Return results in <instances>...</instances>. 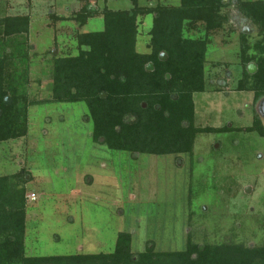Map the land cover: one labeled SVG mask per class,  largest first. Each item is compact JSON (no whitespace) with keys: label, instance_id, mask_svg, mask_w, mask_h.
I'll list each match as a JSON object with an SVG mask.
<instances>
[{"label":"rangeland","instance_id":"374dc122","mask_svg":"<svg viewBox=\"0 0 264 264\" xmlns=\"http://www.w3.org/2000/svg\"><path fill=\"white\" fill-rule=\"evenodd\" d=\"M137 2L180 5V0ZM82 8L123 11L132 3L0 0V19L29 18L26 92L43 102L28 108L24 138L0 143V176L20 172L26 179V256L108 254L121 232L131 235L135 254L151 246L155 252L183 251L188 238L196 245L264 247V135L251 127L245 105L250 96L236 91L242 70L238 25L225 21L211 36L204 89L192 95L195 127L211 132L196 137L191 156L131 155L108 150L103 139L93 142L84 104L46 103L52 55L75 56L77 33L104 29L101 14L78 27L71 18ZM221 11L238 17L236 4ZM50 15L62 20L54 22ZM152 25L153 15L138 18V53H148ZM16 65L20 70V62ZM221 79L225 86L217 85Z\"/></svg>","mask_w":264,"mask_h":264},{"label":"trees","instance_id":"16d2710c","mask_svg":"<svg viewBox=\"0 0 264 264\" xmlns=\"http://www.w3.org/2000/svg\"><path fill=\"white\" fill-rule=\"evenodd\" d=\"M130 1V10L82 8L72 16L82 27L101 14L104 29L77 33V55H52L51 98L46 103L84 104L93 142L103 139L108 150L191 156L196 137L211 132L195 127L192 95L204 89L208 45L211 36L223 29L226 18L220 11L227 5L225 0H180L178 7L159 3L140 7L137 0ZM235 1L240 12L262 32V39L255 42L248 43L242 37L240 52L243 64L252 61L258 69L241 82L244 87L240 89L255 90L258 98L264 93V0ZM149 14L153 15V25L148 32V53H138V18ZM50 17L54 22L62 20ZM29 24L27 16L0 19V143L24 138L28 108L43 103L26 92L30 46L25 36ZM187 32L202 36L189 38ZM161 53L167 57L163 62L159 60ZM148 64L152 70H146ZM7 97L9 104L4 101ZM25 183L20 172L0 176V264H264V247L196 245L189 238L183 251L155 252L151 246L135 254L131 235L125 232L118 234L114 251L108 254L28 257Z\"/></svg>","mask_w":264,"mask_h":264},{"label":"flooded vegetation","instance_id":"af4514ba","mask_svg":"<svg viewBox=\"0 0 264 264\" xmlns=\"http://www.w3.org/2000/svg\"><path fill=\"white\" fill-rule=\"evenodd\" d=\"M224 5H235L236 1L235 0H225L223 2ZM221 15H223V17L226 18V23H230V22H235V24L238 25V29H239V33H238V42H239V64H241L242 66V70L240 73V78L237 81V90L239 93L242 92L244 94H248L250 96L251 102H245L246 105V110L251 114L252 117V124L251 127H255L257 126L259 128V130L262 131L263 135H264V93L259 96L258 98H256V91L255 90H241L240 87H244L243 84L241 83L242 81H244L245 79H248V76H252L255 75L257 72V64L252 62V61H248L245 64H243V60L241 58L240 52L243 49V44L242 42V37H244L246 39V41L248 43L251 42H255L257 40L262 39V32L260 31L259 27H256L253 22L251 20H249L246 16H244L240 10L238 9L237 16H232L231 18L228 17L227 15L223 14L222 11H220ZM230 32V30L228 31ZM250 47V46H249ZM246 73V74H245ZM229 77L230 74L228 72H225V77ZM226 82L224 80H218L217 81V85L218 86H225ZM228 94L225 92V95ZM239 116H241L240 114V110L238 111ZM230 128V127H229ZM102 140V139H100ZM99 140V141H100ZM260 157V156H259Z\"/></svg>","mask_w":264,"mask_h":264},{"label":"water","instance_id":"95a60500","mask_svg":"<svg viewBox=\"0 0 264 264\" xmlns=\"http://www.w3.org/2000/svg\"><path fill=\"white\" fill-rule=\"evenodd\" d=\"M167 59V57H166V55L164 54V53H161L160 55H159V60L160 61H165ZM153 69V67H152V64H148L147 65V67H146V70H152ZM101 97H104V95H102ZM5 102H8L7 104H9L10 103V99L7 97V98H5V100H4ZM143 107H145V106H143ZM103 140H100V142H102Z\"/></svg>","mask_w":264,"mask_h":264},{"label":"built area","instance_id":"2783aa9c","mask_svg":"<svg viewBox=\"0 0 264 264\" xmlns=\"http://www.w3.org/2000/svg\"><path fill=\"white\" fill-rule=\"evenodd\" d=\"M30 198H34V196L33 195H31V197Z\"/></svg>","mask_w":264,"mask_h":264},{"label":"crops","instance_id":"0c3cea01","mask_svg":"<svg viewBox=\"0 0 264 264\" xmlns=\"http://www.w3.org/2000/svg\"><path fill=\"white\" fill-rule=\"evenodd\" d=\"M28 196V195H27Z\"/></svg>","mask_w":264,"mask_h":264}]
</instances>
